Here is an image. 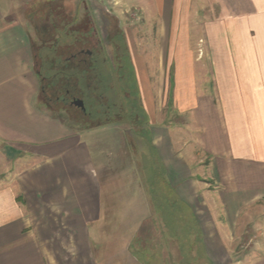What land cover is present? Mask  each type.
Masks as SVG:
<instances>
[{"label":"crops","instance_id":"1","mask_svg":"<svg viewBox=\"0 0 264 264\" xmlns=\"http://www.w3.org/2000/svg\"><path fill=\"white\" fill-rule=\"evenodd\" d=\"M17 1L0 0V264H128L142 225L162 239L149 203L138 228L122 226L145 184L133 169L96 160L79 130L39 106L38 52L13 14ZM107 1L101 7L125 33L148 116L136 130L150 132L205 256L264 264V0ZM152 25L157 87L150 46L134 34ZM171 102L176 123L165 116ZM125 240L128 254L110 249ZM160 254L180 259L175 244Z\"/></svg>","mask_w":264,"mask_h":264},{"label":"rangeland","instance_id":"2","mask_svg":"<svg viewBox=\"0 0 264 264\" xmlns=\"http://www.w3.org/2000/svg\"><path fill=\"white\" fill-rule=\"evenodd\" d=\"M1 1L9 2V0ZM17 2L13 14L21 19L28 29L38 52V69L43 72L40 76L39 106L52 115L61 117L66 123L79 130L86 144L92 149L94 158L97 157L96 160L109 159L119 170L123 169V173L127 172L126 174H130L133 169L138 172L139 179L145 184L146 194L141 189V192L134 191L133 196L130 197L131 200L127 206L130 212H133L130 214L129 224L122 226L133 230L138 228L143 210L146 208L147 211V203H149L153 220L160 228L162 239L159 240L158 231L153 225L150 223L142 225L134 236L131 248V252H136L139 260L131 254L128 264H141V259L148 264H164L163 261L165 264H211V260L204 254L202 234L191 208L179 201L175 190L168 184L165 168L152 145L150 132L147 129L145 132L136 130L138 125L148 122V116L141 100L138 99V89L136 90L134 86L137 81L132 58L124 47L125 33L117 26L116 18L105 16L106 12L101 7V3L109 2L107 0H18ZM69 14L70 17H68ZM56 16L61 17L62 24L68 27L64 30V35L69 30L75 31H69L64 37L60 35L63 30L61 26L59 24L54 26L49 22V20L54 21ZM150 18L156 20L154 15ZM91 22L95 24L100 39L104 42L103 51L95 47V38L90 34L93 27L85 29V25H92ZM108 23L116 31L115 34L110 33L112 37L106 30ZM150 27V31L143 30L141 33L134 32V34L138 39H145L150 46L148 66L153 70L151 75L154 77V86L157 87L156 69H158L160 39L159 33L154 31L155 26ZM85 30H87V43L84 46L96 48L100 63L98 65L91 63L90 58H88V64H79L74 60L71 61L68 72L71 71L70 69L73 72L76 67L78 76L58 77L59 73L55 69L67 68L61 64L56 65L57 60L65 62L66 56L83 46L81 44L79 48H71L65 53L64 44L62 46L60 43L71 40L70 34L78 35ZM53 44H58L55 46L56 50L51 46ZM42 45H50V48H43ZM199 53L202 54V49ZM43 56L48 63H44ZM96 66L101 74L96 72ZM73 96L83 99L90 110H103L102 117L92 122L85 119L82 109L69 104ZM169 106L171 107L165 111L167 113L165 116L176 123L180 113L173 108L172 102ZM183 118L190 119V113H185ZM129 137L135 142L138 141L139 144L130 142ZM189 162L194 164L193 161ZM129 184L131 185V182ZM147 229L150 234H145ZM127 242L129 241L116 243L110 249L116 253H127L125 249ZM172 244L177 246L180 259L171 256L161 257L160 252L169 250ZM154 247H158V251L153 250ZM233 259L234 264H237L239 257L233 256ZM119 260L122 262L121 259ZM123 261L126 263L125 260Z\"/></svg>","mask_w":264,"mask_h":264},{"label":"flooded vegetation","instance_id":"3","mask_svg":"<svg viewBox=\"0 0 264 264\" xmlns=\"http://www.w3.org/2000/svg\"><path fill=\"white\" fill-rule=\"evenodd\" d=\"M105 16L108 17L109 15H105ZM91 23H92V25L90 24L91 26L85 25V29L88 30V27L89 28L93 27V29L90 31L91 32L90 34L93 36V38H95V44H96L95 47L98 48L99 51H103V43L104 42L102 41V39H100V36L98 34V30H97L95 24L93 25V22H91ZM110 25H109V23L106 25L108 27L106 30L109 32V35H110V33L115 34L116 33V31H114L115 28L110 27ZM87 30L82 31V33L78 34V35H75V34H73V36L71 34L69 35L71 37V40L68 39V41H67V44H66L67 46H65V53L68 50H70L71 48H79L81 46V44L83 46L80 47L77 51H73L72 53L69 54V56H66L64 58L65 62L67 63V67H69L71 61H74V60H76V62L79 64H83V63L88 64L89 63L88 58L91 59V61H90L91 63L94 62L96 65H98L100 63L99 62L100 56L98 54V51L95 50L96 48L91 49V48H87L84 46L87 43V38H86L87 37V35H86ZM74 69H76V67ZM96 69H97L96 72L98 74H101V71L97 68V66H96ZM70 70H72V69H70ZM67 92L69 93V90H67ZM69 104L74 105V106H78L80 109H82L84 112L85 119H88L90 122L94 121L95 119L102 117L103 110L100 111L101 109L100 110L96 109V111H93V110L88 109L85 101L81 98L76 97V96L72 97L71 101H69ZM99 112H101L100 115H99Z\"/></svg>","mask_w":264,"mask_h":264},{"label":"trees","instance_id":"4","mask_svg":"<svg viewBox=\"0 0 264 264\" xmlns=\"http://www.w3.org/2000/svg\"><path fill=\"white\" fill-rule=\"evenodd\" d=\"M71 15L69 14V16L68 17H70ZM58 19V20H57ZM49 22L52 24V25H54V26H56V25H60L61 26V28L63 29L62 30V34H60V35H62L63 37L64 36H66L67 35V33L69 32V31H75V30H69L68 32H65V35H64V30L66 29V28H68L67 27V25H64V24H62L63 22H62V18L61 17H59V16H56V18L54 19V21L53 20H49ZM68 41V40H67ZM67 41L66 42H62V43H60V44H62V46H63V44H64V46L63 47H65V46H67L66 44H67ZM58 45V44H57ZM56 44H53V45H51L53 48H54V50H56V47L55 46H57ZM42 46H45V45H42ZM50 46V45H49ZM48 48H50V47H48ZM53 50V51H54ZM43 55V54H42ZM43 58H44V56H43ZM47 59H45L44 58V63L46 64V63H48V61H46ZM59 64H61L63 67H65V68H67V69H61V68H57V69H55V71H57V73H59L58 75V77H60V76H62V75H64V77H67V76H72V75H77L78 76V70L77 69H73V72H72V70L70 71V72H68V67H67V63L66 62H64V61H62V60H57V62H56V65H59ZM47 71H48V69H47ZM50 72H52V71H50ZM54 72V71H53ZM72 72V73H71ZM42 74H43V72L42 71H39V75L40 76H42ZM134 86H136V90H137V83H135L134 84Z\"/></svg>","mask_w":264,"mask_h":264}]
</instances>
